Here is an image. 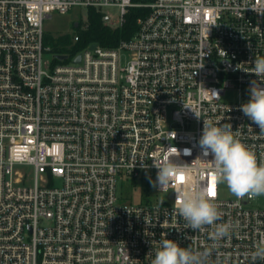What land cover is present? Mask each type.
<instances>
[{
  "label": "built area",
  "instance_id": "2783aa9c",
  "mask_svg": "<svg viewBox=\"0 0 264 264\" xmlns=\"http://www.w3.org/2000/svg\"><path fill=\"white\" fill-rule=\"evenodd\" d=\"M107 6L120 11L105 14L112 27L147 13L117 46L45 60L53 12ZM257 57L264 0H0V264H151L163 239L204 264H264L252 256L264 207L223 196L197 159L211 121L264 163V133L240 110L253 81L264 87ZM154 162L187 168L161 187ZM189 183L212 189L228 236L187 227L175 191Z\"/></svg>",
  "mask_w": 264,
  "mask_h": 264
},
{
  "label": "clouds",
  "instance_id": "9594fccd",
  "mask_svg": "<svg viewBox=\"0 0 264 264\" xmlns=\"http://www.w3.org/2000/svg\"><path fill=\"white\" fill-rule=\"evenodd\" d=\"M197 13L198 10L194 15ZM253 63V73L264 75V57H257ZM240 110L264 133V87L261 84L252 82L250 99L240 106ZM199 143L203 158L197 159L212 162L214 184L226 183L231 193L238 198L264 195V163L258 164L255 154L234 137L230 124L216 126L211 121H204ZM154 163L159 169L158 181L161 187L171 180L173 174H179L187 168V165L178 166L172 162L162 165ZM175 193L178 214L189 229L202 231L205 226H212L210 235L213 240L230 234V223H215L221 218V213L209 194V188L189 183L177 188ZM160 244L151 264H204L203 255L190 247H181L170 239H163ZM252 256L264 259V242L256 245Z\"/></svg>",
  "mask_w": 264,
  "mask_h": 264
},
{
  "label": "trees",
  "instance_id": "16d2710c",
  "mask_svg": "<svg viewBox=\"0 0 264 264\" xmlns=\"http://www.w3.org/2000/svg\"><path fill=\"white\" fill-rule=\"evenodd\" d=\"M147 13V9L132 8L126 15L125 22L118 27L110 26L105 20V13L94 8L88 9L86 20L79 22V36L77 43H72L69 34H63L53 39L46 36V41L52 40L53 49L58 54L74 56L89 44H99L105 47H114L122 40L130 39L138 29V19ZM151 189L150 185L146 190Z\"/></svg>",
  "mask_w": 264,
  "mask_h": 264
},
{
  "label": "rangeland",
  "instance_id": "374dc122",
  "mask_svg": "<svg viewBox=\"0 0 264 264\" xmlns=\"http://www.w3.org/2000/svg\"><path fill=\"white\" fill-rule=\"evenodd\" d=\"M102 11L110 16V20L112 22H118L120 19V11L118 7L107 6L102 9ZM88 15L87 8L77 7L72 9L66 14H61L59 12H53L51 17L45 19L44 22V30H45V60L48 62H62L56 61L55 57L58 55L57 52L53 49L54 43L52 40L46 41V36L50 38H57L63 34H69L73 43V36L79 32V27L75 26V23L84 22ZM139 191H136L135 201L138 202ZM222 195L225 197H236L231 191L228 189L227 185L224 184L222 188ZM249 207H264V195L255 196L254 199L249 204Z\"/></svg>",
  "mask_w": 264,
  "mask_h": 264
},
{
  "label": "water",
  "instance_id": "95a60500",
  "mask_svg": "<svg viewBox=\"0 0 264 264\" xmlns=\"http://www.w3.org/2000/svg\"><path fill=\"white\" fill-rule=\"evenodd\" d=\"M105 20H107V17H105ZM75 26L78 27V23H75ZM95 47V44L92 45V48ZM58 58L59 59H66L67 58V55H58ZM77 62L80 61V56L77 57L76 59Z\"/></svg>",
  "mask_w": 264,
  "mask_h": 264
},
{
  "label": "snow or ice",
  "instance_id": "6c2138e0",
  "mask_svg": "<svg viewBox=\"0 0 264 264\" xmlns=\"http://www.w3.org/2000/svg\"><path fill=\"white\" fill-rule=\"evenodd\" d=\"M179 179L181 180V181H183V176L181 175L180 177H179ZM209 194L210 195H212L213 193H212V189L211 188H209Z\"/></svg>",
  "mask_w": 264,
  "mask_h": 264
}]
</instances>
